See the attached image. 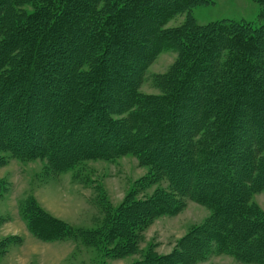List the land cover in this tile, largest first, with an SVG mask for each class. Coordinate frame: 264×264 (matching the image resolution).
<instances>
[{"label": "trees", "instance_id": "1", "mask_svg": "<svg viewBox=\"0 0 264 264\" xmlns=\"http://www.w3.org/2000/svg\"><path fill=\"white\" fill-rule=\"evenodd\" d=\"M195 1L0 0V125L12 116L9 108L1 110L3 95L15 94L9 101L16 105L26 95L15 110L16 123L7 125L16 131L14 144L20 143L17 137L33 141L30 128L45 130L43 154L57 167L66 168L85 158L135 153L152 168L142 183L165 177L176 193L192 189L189 199L213 210L208 223L194 230L197 236L182 243L183 252L188 247L197 249L198 261L217 252L244 263L264 264V212L250 197L264 187V128L260 129L264 124V12L258 23L222 20L200 26L187 18L182 26L167 28ZM165 51L177 53L178 58L167 74L157 78L163 96L139 94L138 79ZM54 52L59 56L53 58ZM65 54L74 59L72 65L60 62ZM58 65H66L62 70L67 73L60 76ZM60 93L70 98L63 114L50 99ZM112 102L136 109L118 123L108 112H121L105 109ZM96 103L95 120L102 129L86 131L95 133L94 153L88 144L91 137L83 134L77 144L79 138H73L72 132L80 127L87 113L84 108ZM63 134V148L73 147L65 157L55 149ZM221 163L231 164L234 170L227 165L222 170L210 168ZM195 180L201 181L200 186ZM179 199L157 192L149 200H127L115 211L107 208L102 226L90 232L41 215L37 207H26L25 220L40 240L78 236L92 244L98 240L104 258L117 260L137 252L144 230L156 218L176 214L183 206ZM203 240L208 244L199 245ZM11 245L0 242V255ZM180 257V251L147 255L131 264H181Z\"/></svg>", "mask_w": 264, "mask_h": 264}, {"label": "rangeland", "instance_id": "2", "mask_svg": "<svg viewBox=\"0 0 264 264\" xmlns=\"http://www.w3.org/2000/svg\"><path fill=\"white\" fill-rule=\"evenodd\" d=\"M31 11L28 9L29 13ZM261 12H264V0H197L189 12L174 17L167 28L180 27L187 18L190 22L194 21L200 26L222 20L258 23ZM55 53L53 54L56 55ZM53 54L51 53V56ZM58 56L57 54L53 58ZM60 56L61 63L73 64L74 59H69L68 55ZM177 58V53L173 51H165L157 55L138 79L137 92L147 97L163 96L162 85L157 82V78L167 74L176 65ZM65 67L56 66V72L62 71L59 75H64L62 73L67 72H64L62 68L65 69ZM53 84V87H56L57 84ZM26 85L23 86L26 88ZM46 92L48 90L44 91L43 95H46ZM14 96L6 94L3 95L4 99L1 98L3 100L1 110L9 108L12 116L0 125V147L2 148L0 151V242L10 241L12 245L0 255V264H101L103 262L131 264L143 260L147 255L170 256L178 251L181 252L184 260L181 264H251L217 252H212L204 261H198L199 256L195 255L198 251L191 247L183 252L185 245L182 243L187 238L192 240L194 236H197L193 233L194 230L208 223L213 216V210L203 203L189 199L188 194L192 189L187 188L186 192L176 193L172 183L165 177L149 185L142 183L143 178H148L152 174V168L147 163H143V159L135 153L121 155L117 158H85L66 168L65 165L57 167L56 163V165L52 163L48 156L43 154L47 141L45 130L30 128L28 131L33 141L25 140L27 136L17 137L20 143L15 142L14 144L12 140L16 138V131L7 129V125L16 123L15 117L19 116L15 115V110L20 106L21 101L27 100L26 95H22L16 105L9 101L11 98L14 99ZM50 99L57 103L56 109L61 114L66 106L70 107L68 100L70 98L64 99L61 93L58 97ZM41 100H46V98H41ZM127 100H129L128 97L125 102ZM95 106L98 104L84 108L87 109V113L81 118L82 123L78 125L80 129H74L72 132L73 138H79L77 144H81L83 134L84 138L91 137L92 140L88 144L91 145L90 150L94 153L97 149L94 143L95 133L90 134L86 131L91 127L95 131L102 129V126L95 120L94 113L97 112L94 110ZM106 106L107 111L117 108L119 113L121 112L119 115L108 112V116L118 120L116 121L118 123L121 120H127V114L136 109L133 106L127 109L129 106L125 107L117 103L114 105L113 102ZM182 113L191 116L187 112L182 111ZM25 114L26 119L27 117L30 119L31 113L27 112V109ZM105 121L107 122V119ZM263 128L264 124L260 129ZM64 137V134L61 135L60 140L57 139L59 144L55 146L57 154L61 157H65L67 152L73 148H63L66 144ZM170 146L171 143L165 148ZM16 154H24V156L18 157ZM226 154L223 155L226 156ZM231 156L228 155L229 159ZM224 165L234 170V167L227 163L211 164L210 168L222 170ZM195 182L197 186H200L201 181L195 180ZM157 192L176 198L180 197L182 208L174 215L164 214L156 218L144 230L137 252L123 259L104 258V252L98 246V240H94L96 244H92L81 236L52 242L40 240L30 232L25 220L26 207L33 209L37 207L41 215L46 213L68 224L76 231L90 232L102 226L107 208L115 211L127 200H149ZM250 197L251 202L264 212V187ZM181 202L179 201V204ZM210 240L211 238L208 239L209 243ZM208 242L203 240L199 245L205 246ZM204 248L206 247H202L200 251L204 252Z\"/></svg>", "mask_w": 264, "mask_h": 264}]
</instances>
